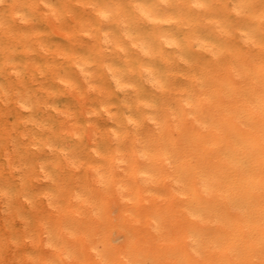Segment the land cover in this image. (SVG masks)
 Here are the masks:
<instances>
[{"label":"clouds","instance_id":"clouds-1","mask_svg":"<svg viewBox=\"0 0 264 264\" xmlns=\"http://www.w3.org/2000/svg\"><path fill=\"white\" fill-rule=\"evenodd\" d=\"M113 199L122 264H264V0H0V264H113Z\"/></svg>","mask_w":264,"mask_h":264},{"label":"bare ground","instance_id":"bare-ground-1","mask_svg":"<svg viewBox=\"0 0 264 264\" xmlns=\"http://www.w3.org/2000/svg\"><path fill=\"white\" fill-rule=\"evenodd\" d=\"M54 39L59 40V37ZM240 56L245 53H240ZM142 137L151 146L158 147L155 143L154 133L150 129H144L141 132ZM122 175V174H121ZM83 179V177H82ZM153 191H163V188H155ZM97 199H100L97 196ZM183 202L178 201L177 206ZM152 205H145L143 212L148 213L152 209ZM127 206L118 199L108 201L94 209L95 215L89 214V218L85 219L81 224V229L91 236L99 239L107 238L110 245L106 258L113 262V264H122V259L127 258L129 254L140 251L141 249L151 248L154 256L162 257L166 255L171 249L169 247H160L153 243L149 236L142 228L132 227L127 222L125 213ZM117 212L116 216L112 214ZM117 231L123 235V243L114 245L111 240V233ZM120 237V236H119ZM117 239V238H116ZM119 240V239H118ZM117 243L118 241L115 240ZM103 247V245H99Z\"/></svg>","mask_w":264,"mask_h":264},{"label":"rangeland","instance_id":"rangeland-1","mask_svg":"<svg viewBox=\"0 0 264 264\" xmlns=\"http://www.w3.org/2000/svg\"><path fill=\"white\" fill-rule=\"evenodd\" d=\"M112 215H113V216H116V215H117V212H114ZM119 236H120V237H119ZM116 238H117V239H116ZM123 238H124L123 235H122L121 233H118L117 231H113V232L111 233V240L114 239V240H112V243H113L114 245H117V244L120 245V244H122L123 241H124ZM118 239H119V240H118ZM115 240H117L118 243H117Z\"/></svg>","mask_w":264,"mask_h":264},{"label":"snow or ice","instance_id":"snow-or-ice-1","mask_svg":"<svg viewBox=\"0 0 264 264\" xmlns=\"http://www.w3.org/2000/svg\"><path fill=\"white\" fill-rule=\"evenodd\" d=\"M147 15V14H146ZM89 38H91V36H89Z\"/></svg>","mask_w":264,"mask_h":264}]
</instances>
